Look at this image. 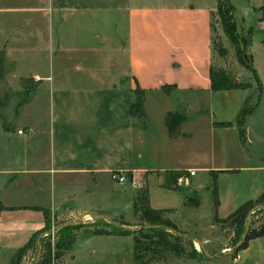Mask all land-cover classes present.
Masks as SVG:
<instances>
[{
    "label": "crops",
    "instance_id": "obj_1",
    "mask_svg": "<svg viewBox=\"0 0 264 264\" xmlns=\"http://www.w3.org/2000/svg\"><path fill=\"white\" fill-rule=\"evenodd\" d=\"M227 1L236 19L237 3ZM21 3L17 14L3 18L0 26V94L12 91L0 104V264H9L15 250L43 227L41 208L61 219L60 224H74L85 213L123 216L137 207L135 196L142 182L149 207L187 229L195 224L194 214L201 207L224 217L264 190V0L238 3L254 22L244 29L255 79L246 80L245 87L221 89H211L209 79L211 14L218 0ZM116 20L124 22L122 36H116ZM11 55L18 56L20 65L12 71V81L5 74L15 61ZM25 61L32 63L26 71L21 70ZM163 85L167 92L190 95L194 107L166 110L156 131L144 108L143 120L135 119L130 102L136 88L143 91L142 106L151 92L166 95ZM39 93L47 101L42 117L38 111H26ZM203 94L209 101H228L233 107L203 113L198 108ZM186 100H181L183 105ZM241 109L245 113L239 125ZM168 113L177 114L173 131L165 124ZM202 116L212 135L208 158L197 141L196 120L190 127V118ZM15 119L24 125L14 132L9 122ZM227 134L232 144L226 142ZM186 140L193 141L187 154L164 157V147L180 150L186 148ZM167 171L175 173L168 176ZM112 172L123 174V180L112 178ZM47 179L51 192L46 201L17 199L26 184L41 189ZM201 189L209 190L204 200ZM106 190L115 192L108 206ZM214 222L212 215L208 225L213 227ZM92 229L91 222L74 228L70 246L55 264H102L116 253L112 244L127 236L133 239L132 232ZM128 246L129 251L131 243ZM238 253L231 264H264V234L249 238Z\"/></svg>",
    "mask_w": 264,
    "mask_h": 264
},
{
    "label": "rangeland",
    "instance_id": "obj_2",
    "mask_svg": "<svg viewBox=\"0 0 264 264\" xmlns=\"http://www.w3.org/2000/svg\"><path fill=\"white\" fill-rule=\"evenodd\" d=\"M159 0H137V2L141 3H155ZM233 2L237 3V6L239 8V11H236V19H234L232 10H226L225 6H227V3H222L221 6H219L218 10H214L211 14V69L214 73L215 77L222 79L225 83H232V82H247L246 80H254V76L251 74L250 70L247 69L244 65H242L238 59L237 56H240L242 60H244L245 63H249V55H248V49H246V44L244 43V40L247 36L246 30L244 27H247L249 25H252L253 19L250 14L244 11L242 8L241 0H232ZM21 0H0V26L1 23L4 20L3 18H8L9 15L17 14L18 7L21 6ZM243 16V20L239 19L238 15ZM232 15V19L228 17L227 20L230 21V23H233L234 29L231 31L230 36L229 33L225 30L224 23L226 16ZM9 22V20H7ZM116 26H118L116 29V33L118 35L116 36H122V20H116L114 21ZM2 35V30L0 27V36ZM1 39V37H0ZM11 58L15 61H13L11 64L7 65L6 68V76L10 78V81L13 79L10 77L12 74V71L19 70L18 66V56L17 55H11ZM27 63V64H25ZM23 62L21 65V70H28L30 69V66L32 63L28 64V61ZM10 87V86H9ZM11 88V87H10ZM29 89V88H28ZM162 93H165L166 95H163L159 93H150L148 95L147 100L144 102V106H142V110L144 108L146 114L148 115L149 119L151 120V127L154 128V130H160L159 128V120L162 117V113L166 110L170 111H183L185 108H192L194 107V101L192 100L190 95L184 96V94H180L176 91L171 92H165V90H161ZM2 92V91H1ZM9 93H12L11 89L9 90ZM9 93L4 92L0 94V104L2 101H5L7 97L10 95ZM29 91H21L20 92V98L25 97ZM137 97L143 98V91L138 89L135 93ZM44 93H39L38 97H36L34 100L31 101V103L26 107V111L30 114L29 111L33 112L34 110L37 112H40L39 116L42 117L43 112L46 110L47 101L44 100ZM200 103L198 105V108L204 113L207 111V109H216V110H229L231 107H233V104L231 102H222L218 101V99H213L209 101L206 95H199ZM183 99H187L185 104L183 105ZM191 99V100H188ZM9 104V103H8ZM7 104V105H8ZM247 106V104L245 105ZM38 116V117H39ZM135 119L137 121L143 120V115L140 117L137 114L134 115ZM191 121V128L194 126L193 123L196 120V137L198 144L201 146V152L204 157H210V154L212 153L211 149V134L206 129V122L207 117L202 116L198 118H190ZM43 122V121H42ZM170 122H174L172 118H170ZM173 124V123H172ZM23 125L21 122H17L16 119L9 122V126L13 127V131L15 132V127H19L20 129H23ZM226 142L228 144L233 143V138L231 135H226ZM215 139V137H213ZM192 141V140H191ZM193 144L192 142H189V140H186V148L178 149L177 146L169 145L168 147H164L162 150L164 151V157L168 158L169 156L176 155L177 153H188L190 150V146ZM157 143L155 144V146ZM158 147V145H157ZM159 148V147H158ZM229 150H231L229 148ZM219 153H222V150L219 149ZM222 156V154H221ZM220 156V157H221ZM224 158V157H221ZM143 183L141 182L138 184L140 187ZM137 187V188H139ZM206 189H201L200 195L205 199L206 195L209 194ZM50 192H51V182L49 179L43 182L42 188L39 189L37 184H26L25 193L24 195H21L18 200L22 201L23 203H35L39 201H46V199L50 198ZM113 198H115V192L110 193V190H106L105 200L104 204L109 205L110 202H112ZM206 207L200 208V213H195V224H189L188 228H181L177 223L175 222V228L178 232H182L185 235H188L192 238L191 244H189L186 240L175 239L171 237H166L171 243L177 246L178 251H171L166 249L164 245L162 244H152L149 243L150 240H157V236L150 234L149 237L144 236L143 232H132V237L137 236L139 240L141 241V244H147L151 247H154L155 249H161L160 251H152L147 250L139 251V258H137V261H134L132 258V241L130 236L124 237L121 241V243L112 244L116 247L117 251L116 253L108 255L105 259L102 260V264H231L233 261V256L236 252L231 253L235 244L238 242L236 239L237 233L233 229V225H230V222H214L213 227L208 225V219L212 218V213L205 212ZM162 214V213H161ZM99 220L94 221V218H92L89 214L85 213L82 218H80L79 221H76L75 224L77 226L87 224L91 222L93 229L96 228H103L104 224H110L112 223H118L119 221L128 222L131 224H134V226L130 227L131 229H137L139 226H146L147 222L143 215H141V212L137 208H133L131 210V213L124 214L123 216H116V214H111V216H98L96 217ZM59 218H52L49 216V226L46 231H50V225L54 226V230L52 234L45 235L44 233L42 235H45L47 237V241L50 243V251H51V261L50 264H55L59 257L61 256L57 254V252L60 250L62 253L63 249L59 248V246H55L56 241H58L59 233L57 231L58 225L60 224ZM115 220V221H112ZM246 222V220H245ZM262 222H264V208L260 210H255L250 214V219L247 227L249 228H256L258 227ZM245 226V223H244ZM105 229H109L108 227H104ZM240 238V237H239ZM129 251L127 249V246L130 245ZM129 247V246H128ZM180 248L182 250H180ZM191 248H194L196 251L200 252L199 257H190L186 251H189ZM37 244H36V238L33 242L30 243V246L24 251L25 257L23 260L21 258L19 259L18 264H33L36 258L37 254ZM180 250V251H179ZM226 252V253H223ZM228 252V253H227ZM207 254L209 256H207ZM239 254V253H238Z\"/></svg>",
    "mask_w": 264,
    "mask_h": 264
},
{
    "label": "trees",
    "instance_id": "obj_3",
    "mask_svg": "<svg viewBox=\"0 0 264 264\" xmlns=\"http://www.w3.org/2000/svg\"><path fill=\"white\" fill-rule=\"evenodd\" d=\"M222 3H227V6H225L226 10H232V6L228 3L227 0H218L217 8L219 9V6H221ZM227 18H224L225 20V30L229 33V36L232 35L231 31L234 29L233 23H230L228 19H232V15L226 16ZM232 38V36H230ZM244 43L246 44V38L244 40ZM238 61L244 65L247 69H249L253 76L255 77L254 70L251 66V63H245L244 60L241 59L240 56H237ZM1 61H2V53L0 52V72H1ZM209 79H210V87L211 89H221V88H230V87H245L248 85V82H232V83H225L222 79L215 77L214 73L212 72L211 67L209 68ZM162 90H165L167 92L168 86H161ZM139 88H136L134 93L137 92ZM141 90V89H140ZM142 102L143 98L134 96V99L130 102V108L133 115L137 114L142 117L143 110H142ZM245 113V109H241L239 112V118L238 123L239 125L242 124L243 115ZM176 115L175 113H168L165 117V124L167 125V128L169 131H173L176 122ZM170 118L173 119L174 122H170ZM242 127H239V135H242ZM175 173L174 171H167L165 172L166 175H172ZM135 202H136V208L140 210L141 215L145 218L147 225L146 226H139L137 229H129L120 226L121 222L118 223H110V224H104V227H108L109 229L103 228H96L92 229L93 233H113V234H127L131 232H143L144 236L149 237L150 234L156 235L157 240H150L149 243L152 244H162L166 249L171 251H178V248L176 245L171 243L166 237H171L175 239L182 238L183 240H186L189 244H191L192 238L188 235H185L182 232H178L175 228V224L172 223L169 219L165 218L161 214V210L159 209H153L149 207L148 205V199H147V191L145 184H142L139 188H137L136 196H135ZM258 204H264V190H262L255 198L253 199H247L244 202L240 203L235 209H233L231 212H229L224 217H218L216 213L213 214V220L215 222H230V225H233V229L237 233V240L238 244L237 246L232 250L231 253L236 252L237 250L245 247L247 240L252 237H256L259 235L264 234V222H262L258 227L256 228H249L244 232L243 238H241V234L244 231V223L245 220H247V215L249 210L253 209L252 212L255 210H260L264 208V206L256 207ZM44 218V225L41 229L33 233L28 240L18 247L13 255L11 256L9 260V264H18L19 259L24 254V251L30 246V243L33 242L36 238V244H39L40 250H39V256L36 261L33 262V264H50L51 261V251H50V243L46 240L47 237L45 235H42L49 226V210L45 208H41ZM251 212V213H252ZM99 219H95L94 221H98ZM98 224V222H96ZM78 227L77 224H60L57 228V231L59 233L58 241H56L55 246H59V248L64 249L68 248L72 242L73 234L72 231L74 228ZM240 237V238H239ZM38 240V242H37ZM240 240V241H239ZM150 245V244H149ZM147 244H141V241L137 236H133L132 239V258L134 261H137V258H139V251H160L161 249H155L154 247H151ZM180 250H182L180 248ZM179 250V251H180ZM186 253L190 257H199L200 252L196 251L194 248H191L189 251H186ZM58 255L61 254L60 250L57 252ZM142 264V263H141Z\"/></svg>",
    "mask_w": 264,
    "mask_h": 264
},
{
    "label": "water",
    "instance_id": "obj_4",
    "mask_svg": "<svg viewBox=\"0 0 264 264\" xmlns=\"http://www.w3.org/2000/svg\"><path fill=\"white\" fill-rule=\"evenodd\" d=\"M248 46H249V37L247 36L246 37V49H248ZM260 206H264V204H258L256 207H260ZM253 211V209H251V210H249V212H248V215H247V220H246V222H245V226H244V231L242 232V234H241V238H240V240L243 238V236H244V232H245V230L247 229V225H248V223H249V219H250V214H251V212ZM84 214H82V215H80L79 216V218H81L82 216H83ZM92 218H96V217H98V216H93V215H91V214H89ZM120 226H122V227H125V228H129V229H131L130 227H127V226H124V225H122V224H119ZM239 240V241H240ZM37 242H38V240H37ZM237 244L238 243H236L235 244V246H234V248L237 246ZM37 248H38V250H37V254H36V258H35V261L37 260V258H38V256H39V250H40V246H39V244H37ZM233 248V249H234ZM223 253H226V252H223ZM228 253V252H227ZM207 256H209L208 254H207Z\"/></svg>",
    "mask_w": 264,
    "mask_h": 264
},
{
    "label": "built area",
    "instance_id": "obj_5",
    "mask_svg": "<svg viewBox=\"0 0 264 264\" xmlns=\"http://www.w3.org/2000/svg\"><path fill=\"white\" fill-rule=\"evenodd\" d=\"M17 131L20 132V130H17ZM188 173L192 174L193 173V169L188 170ZM111 177L115 178L117 181H121L124 178L123 174H121L119 172H112L111 173ZM54 229H55L54 226L50 225V231H45L44 234L45 235H47L49 233L52 234ZM238 257H239V254H238V252H236L235 255L233 256V259H236Z\"/></svg>",
    "mask_w": 264,
    "mask_h": 264
}]
</instances>
